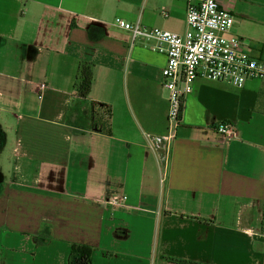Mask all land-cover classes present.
Returning <instances> with one entry per match:
<instances>
[{
	"label": "crops",
	"instance_id": "1",
	"mask_svg": "<svg viewBox=\"0 0 264 264\" xmlns=\"http://www.w3.org/2000/svg\"><path fill=\"white\" fill-rule=\"evenodd\" d=\"M264 61V0H219ZM187 0H0V264H264V79H197L171 143L164 56L117 25L183 35ZM90 95L75 96L80 63ZM47 89L38 92V85ZM110 111V132L90 128ZM228 122L237 138L216 126ZM126 196L119 207L105 201Z\"/></svg>",
	"mask_w": 264,
	"mask_h": 264
},
{
	"label": "built area",
	"instance_id": "2",
	"mask_svg": "<svg viewBox=\"0 0 264 264\" xmlns=\"http://www.w3.org/2000/svg\"><path fill=\"white\" fill-rule=\"evenodd\" d=\"M185 20L187 30L183 35L149 28L139 22H117L120 29L130 34V46L141 44L166 60L161 76L162 87L168 94L167 132L153 137L149 144L163 154L164 167L193 81L201 79L242 89L249 80L264 79V61L250 55L248 41L231 34L235 17L219 0H187ZM37 89L42 93L47 86L41 83ZM215 130L224 140L237 138L235 127L228 122L220 123ZM126 200V196L116 195L105 204L119 207Z\"/></svg>",
	"mask_w": 264,
	"mask_h": 264
},
{
	"label": "trees",
	"instance_id": "3",
	"mask_svg": "<svg viewBox=\"0 0 264 264\" xmlns=\"http://www.w3.org/2000/svg\"><path fill=\"white\" fill-rule=\"evenodd\" d=\"M92 68L90 63H80L77 68V72L74 80V92L75 96L85 99L90 95L92 85ZM97 104H91L89 109L90 116V128L97 129L100 133L109 134L110 132V111L107 108L106 112L96 114L95 109L98 108ZM261 230L264 231V202L262 206V219ZM91 248L81 245H72L70 250L69 264H89L91 256ZM175 264H193L182 261L169 260Z\"/></svg>",
	"mask_w": 264,
	"mask_h": 264
}]
</instances>
